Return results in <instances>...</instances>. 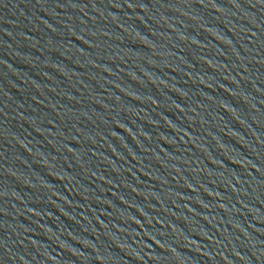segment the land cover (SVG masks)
<instances>
[{
    "label": "water",
    "instance_id": "1",
    "mask_svg": "<svg viewBox=\"0 0 264 264\" xmlns=\"http://www.w3.org/2000/svg\"><path fill=\"white\" fill-rule=\"evenodd\" d=\"M0 264H264V0H0Z\"/></svg>",
    "mask_w": 264,
    "mask_h": 264
}]
</instances>
